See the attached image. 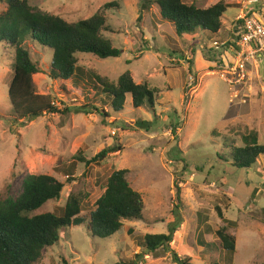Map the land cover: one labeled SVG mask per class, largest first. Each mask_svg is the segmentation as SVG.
<instances>
[{"label":"rangeland","instance_id":"1","mask_svg":"<svg viewBox=\"0 0 264 264\" xmlns=\"http://www.w3.org/2000/svg\"><path fill=\"white\" fill-rule=\"evenodd\" d=\"M153 1L27 0L30 7L69 23L104 13L111 31L103 35L122 51L120 57L104 60L76 55L83 75L62 82L50 78L51 50L30 44V57L41 71L33 77L36 92L49 96L60 111L31 123L13 120L8 100L12 49L0 45V199L17 197L25 175H48L64 188L58 200L35 214L59 215L68 195L87 194L86 215L110 174L127 170L128 184L144 203L142 221L124 222L108 239L91 237L85 226L61 230L59 243L45 249L38 264H175L173 253L187 264L224 263L223 255L199 243L213 241L215 232L226 226L217 209L235 223L227 227L236 243L232 264H264V156L249 170L233 168L229 156L232 146H243V136L264 145V56L249 67L248 82L235 84V78L215 67L220 63L206 49L213 48L214 40L226 39L238 14L236 0H223L231 3L218 37L202 30L176 35ZM182 1L207 8L221 0ZM6 8L0 2V13ZM212 58L216 62L209 64ZM90 71L114 82L129 72L135 83L158 91L153 105L135 109L127 97L123 112L114 114L105 96L87 81ZM190 75L196 82L187 91ZM91 105L108 116L95 113ZM108 147L120 150L97 165L86 168L77 159L80 154L90 160ZM168 226L177 227L171 252L142 254L143 236L167 234Z\"/></svg>","mask_w":264,"mask_h":264},{"label":"trees","instance_id":"2","mask_svg":"<svg viewBox=\"0 0 264 264\" xmlns=\"http://www.w3.org/2000/svg\"><path fill=\"white\" fill-rule=\"evenodd\" d=\"M7 8L0 13V45L12 49V77L8 87V100L13 112L14 122L31 123L45 115L58 114L49 96L37 94L33 77L41 71L30 57L29 45L52 52L49 66L50 78L62 82L77 81L83 75L77 66L78 54H89L99 59L118 58L122 51L116 49L112 41L103 35L111 28L106 23L104 13L98 12L87 20L69 23L61 17L32 8L27 0H0ZM158 15L163 22L173 25L176 35L193 34L202 30L212 36H219L224 25L222 20L228 6L220 1L207 8L185 4L182 0H154ZM144 3L143 8L146 9ZM109 9V5H105ZM104 6V7H105ZM10 54V53H9ZM87 81L94 84V90L104 95L114 114L123 112L127 97L133 108L146 104L153 105L158 92L149 88L145 82L135 83L131 74L125 72L117 81H111L96 73L86 75ZM69 91L70 89H64ZM92 106V105H91ZM87 107L80 111L86 112ZM97 114L108 116L92 106ZM242 147H231L229 154L232 167L249 170L260 156H264V145L251 136L242 137ZM108 147L86 160L80 154L77 159L86 168L97 165L109 155L119 151ZM127 170L114 171L106 180L103 194L96 200L94 209L83 215V202L87 194H70L59 215L53 213L35 214L42 206L60 198L63 183L48 175H25L21 180V192L13 198L0 199V264H38L42 252L59 243L61 230L85 226L91 237L108 239L123 229L124 222H138L143 219L144 203L141 195L127 182ZM175 208L178 209L180 189L173 182ZM226 224L215 232L211 242L199 241L205 249L216 250L223 255V262L210 264H232L236 251L235 238L228 234L227 227L235 226L223 218ZM177 227L168 226L167 234L150 235L142 238L141 252L154 254L158 249L169 253L170 244ZM128 234L132 230L127 228ZM204 249V250H205ZM171 252V251H170ZM174 257L173 263L187 264Z\"/></svg>","mask_w":264,"mask_h":264},{"label":"built area","instance_id":"3","mask_svg":"<svg viewBox=\"0 0 264 264\" xmlns=\"http://www.w3.org/2000/svg\"><path fill=\"white\" fill-rule=\"evenodd\" d=\"M237 5L238 14L228 39L214 41L213 48L208 46L206 51L215 53L220 63L217 68H223V75H231L234 83L240 85L252 78L249 67L264 56V0H237ZM231 60L235 64L229 66ZM195 82L196 77L190 75L186 90L189 91Z\"/></svg>","mask_w":264,"mask_h":264},{"label":"crops","instance_id":"4","mask_svg":"<svg viewBox=\"0 0 264 264\" xmlns=\"http://www.w3.org/2000/svg\"><path fill=\"white\" fill-rule=\"evenodd\" d=\"M221 1H223V0H221ZM219 2H220V1H219ZM223 2L228 6V8L230 7V3H231V2H225V1H223ZM235 2H236V4H237V0H236ZM217 3H218V2H217ZM215 4H216V3H215ZM228 8H227V9H228ZM234 8L239 10L238 5H235ZM236 16H237V15H236ZM236 16H235V17H236ZM234 20H235V18H234ZM234 20H233V21H234ZM233 21L230 22V27L227 29L228 31H227L226 39L229 37V35H230V33H231L230 31H231V27H232V23H233ZM226 39H221V40H219V41H225ZM214 41H218V40H214ZM197 45H198V44H197ZM173 50H175V49L173 48ZM201 55H202V54H201ZM194 59H195V58H193L192 60L194 61ZM213 59H214V58L211 59V62H210L209 64H213L212 62H216V61L213 60ZM215 67L217 68V65H215ZM212 73H213V72H211V74H212ZM209 74H210V73H209Z\"/></svg>","mask_w":264,"mask_h":264}]
</instances>
